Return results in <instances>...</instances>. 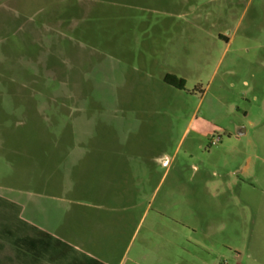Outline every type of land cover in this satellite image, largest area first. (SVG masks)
<instances>
[{
	"label": "rangeland",
	"instance_id": "obj_1",
	"mask_svg": "<svg viewBox=\"0 0 264 264\" xmlns=\"http://www.w3.org/2000/svg\"><path fill=\"white\" fill-rule=\"evenodd\" d=\"M0 199L106 264H264V0H0Z\"/></svg>",
	"mask_w": 264,
	"mask_h": 264
},
{
	"label": "trees",
	"instance_id": "obj_2",
	"mask_svg": "<svg viewBox=\"0 0 264 264\" xmlns=\"http://www.w3.org/2000/svg\"><path fill=\"white\" fill-rule=\"evenodd\" d=\"M164 83L174 89L184 90L186 81L175 75L168 74ZM3 204L0 199V206ZM22 227V228H21ZM31 230L33 234H21L24 230ZM0 237L11 243L18 253L20 264L29 259L33 264L47 260L49 263L67 262V264H105L87 254L79 253L73 246L53 236L51 233L28 227L24 224L13 229L9 225H0Z\"/></svg>",
	"mask_w": 264,
	"mask_h": 264
},
{
	"label": "crops",
	"instance_id": "obj_3",
	"mask_svg": "<svg viewBox=\"0 0 264 264\" xmlns=\"http://www.w3.org/2000/svg\"><path fill=\"white\" fill-rule=\"evenodd\" d=\"M168 86V85H167ZM111 150V149H110ZM102 162H105L109 167V176H111L112 174H127L128 172H130V166L132 165V161L129 159H125V160H119L118 159H113V158H109V159H102ZM161 162L164 164H169L171 162V160H165V159H161ZM116 166H123V167H128V169L125 170H119L116 169ZM92 257V256H91ZM95 258V257H93ZM101 261V260H100ZM106 264V263H105Z\"/></svg>",
	"mask_w": 264,
	"mask_h": 264
},
{
	"label": "built area",
	"instance_id": "obj_4",
	"mask_svg": "<svg viewBox=\"0 0 264 264\" xmlns=\"http://www.w3.org/2000/svg\"><path fill=\"white\" fill-rule=\"evenodd\" d=\"M219 141H220V138H217V139L213 140L212 141V145H216Z\"/></svg>",
	"mask_w": 264,
	"mask_h": 264
}]
</instances>
